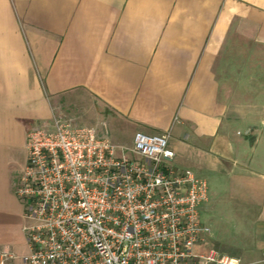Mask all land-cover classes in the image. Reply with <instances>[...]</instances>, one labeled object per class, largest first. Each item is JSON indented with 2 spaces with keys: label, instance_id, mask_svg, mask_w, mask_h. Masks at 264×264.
Listing matches in <instances>:
<instances>
[{
  "label": "crops",
  "instance_id": "crops-1",
  "mask_svg": "<svg viewBox=\"0 0 264 264\" xmlns=\"http://www.w3.org/2000/svg\"><path fill=\"white\" fill-rule=\"evenodd\" d=\"M55 114L166 133L172 167L207 183L201 249L264 264V0H0L3 264L27 252L25 133Z\"/></svg>",
  "mask_w": 264,
  "mask_h": 264
},
{
  "label": "built area",
  "instance_id": "built-area-1",
  "mask_svg": "<svg viewBox=\"0 0 264 264\" xmlns=\"http://www.w3.org/2000/svg\"><path fill=\"white\" fill-rule=\"evenodd\" d=\"M99 125L55 114L27 128L15 186L28 220L22 264H239L201 249L207 183L172 167L166 133L135 130L122 144ZM13 257L0 249V264Z\"/></svg>",
  "mask_w": 264,
  "mask_h": 264
},
{
  "label": "rangeland",
  "instance_id": "rangeland-1",
  "mask_svg": "<svg viewBox=\"0 0 264 264\" xmlns=\"http://www.w3.org/2000/svg\"><path fill=\"white\" fill-rule=\"evenodd\" d=\"M64 108H67V106H63ZM71 107V106H70ZM82 110V108H81ZM80 112V110H78ZM78 123H82V124H85V125H91L92 123L94 122H90L89 124V120L87 118H78ZM240 130L241 132L243 131V128L242 126L240 127ZM117 138L116 139H112L113 142L115 143H122V144H129L130 142L125 139V138H122V136H116ZM199 218H200V221L203 219V212H200L199 214ZM28 222V220H26Z\"/></svg>",
  "mask_w": 264,
  "mask_h": 264
}]
</instances>
